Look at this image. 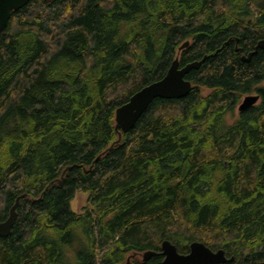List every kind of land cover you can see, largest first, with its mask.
I'll return each mask as SVG.
<instances>
[{"label":"trees","instance_id":"1","mask_svg":"<svg viewBox=\"0 0 264 264\" xmlns=\"http://www.w3.org/2000/svg\"><path fill=\"white\" fill-rule=\"evenodd\" d=\"M263 39L264 0H31L13 12L0 34V222L20 199L0 264H163V240L264 264V49L241 58ZM177 55L209 56L186 75L191 91L154 99L117 141L116 108ZM249 94L258 102L235 115Z\"/></svg>","mask_w":264,"mask_h":264},{"label":"water","instance_id":"2","mask_svg":"<svg viewBox=\"0 0 264 264\" xmlns=\"http://www.w3.org/2000/svg\"><path fill=\"white\" fill-rule=\"evenodd\" d=\"M31 0H0V34L4 32L11 14L20 8L24 7ZM189 41L183 42L178 51L187 47ZM257 48L264 49V39L260 40L255 46V50L247 56L241 58L248 61L256 52ZM209 56H204L201 60L193 61L180 66L179 56L177 55L170 64L165 75L141 89L133 93L128 101L115 110V129L120 130L118 140L121 133L128 132L136 123L138 118L148 108L152 101L156 98L164 99H180L186 96L192 89V83L187 80L186 75L193 69H198L202 62ZM259 100L258 94H249L243 97L238 106V111H243L250 106L255 105ZM62 181H60V184ZM23 194L21 197H24ZM20 197L11 206L9 216L0 222V237H6L11 233V228L14 225ZM155 251H146L142 254L143 262L149 260L156 255ZM160 254L163 256V264H224L227 261H232L234 258H227L223 249L211 250L204 243L194 241L189 245L187 253H179L177 247L168 240H163L160 245ZM126 264H134L130 258H127Z\"/></svg>","mask_w":264,"mask_h":264},{"label":"rangeland","instance_id":"3","mask_svg":"<svg viewBox=\"0 0 264 264\" xmlns=\"http://www.w3.org/2000/svg\"><path fill=\"white\" fill-rule=\"evenodd\" d=\"M244 96L241 97V100L243 99ZM240 100V102H241ZM238 110L237 108L235 109V115L237 114ZM86 199L87 196L85 193H77V195L74 197V199L72 200V207L73 209H75V211L80 212L82 210V208L85 206L86 204ZM139 261L142 260V256H138ZM132 261V259H131Z\"/></svg>","mask_w":264,"mask_h":264}]
</instances>
